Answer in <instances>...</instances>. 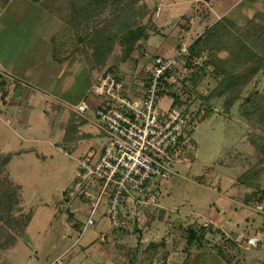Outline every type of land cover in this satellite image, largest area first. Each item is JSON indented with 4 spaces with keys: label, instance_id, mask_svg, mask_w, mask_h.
<instances>
[{
    "label": "rangeland",
    "instance_id": "374dc122",
    "mask_svg": "<svg viewBox=\"0 0 264 264\" xmlns=\"http://www.w3.org/2000/svg\"><path fill=\"white\" fill-rule=\"evenodd\" d=\"M194 5L176 7L184 14ZM200 10L191 17L193 24L190 18L182 24L192 30L181 43L190 45L208 23L223 17L227 21L217 23L204 44L195 65L203 71L198 70L195 85L189 80L194 68H186L182 57L178 60L176 74L187 86L179 84L174 92L181 102H189L191 114L199 111L201 116L190 135L194 142L185 144L184 161L176 164L175 173L157 182V206L144 209L132 201L121 205V218L132 231L127 237L113 231L103 201L94 225L83 233L73 227L77 221L86 224L90 208L81 195L67 196L76 159L98 148L103 133L92 112L83 118L65 104L74 106L110 66L118 67L127 80L138 75L140 67L122 62L121 48L115 45L106 65L92 70L91 86L85 55L76 60L75 78L68 83L46 46L57 34V43L64 40L72 55L76 40L70 25L35 5L24 23L2 30L0 62L9 64L16 56L13 70L31 76L29 81L10 77L18 87L4 106L0 103V155L11 157L3 175L20 187L18 210L31 220L22 237L16 231H0V264H226L217 254L220 246L232 264H264V164L257 163L264 160L259 152L264 146V0H245L219 19L206 18V3ZM179 20L171 22L177 38L187 27H180ZM0 21L7 23V17ZM147 67L139 76H145ZM220 82H229V88L221 91ZM170 104L169 97H161L158 108L166 111ZM203 225L211 231L204 233L200 245L187 247L183 230ZM249 238L257 240L255 246L247 244ZM152 244L156 247L148 249Z\"/></svg>",
    "mask_w": 264,
    "mask_h": 264
},
{
    "label": "built area",
    "instance_id": "2783aa9c",
    "mask_svg": "<svg viewBox=\"0 0 264 264\" xmlns=\"http://www.w3.org/2000/svg\"><path fill=\"white\" fill-rule=\"evenodd\" d=\"M161 4L162 0L156 15ZM179 45L170 57L143 53L149 66L146 76L134 77L138 85L130 86L119 73L117 76L108 70L101 71L89 94L71 107L73 113L83 118L92 112L93 122L103 133L98 148L76 159L73 184L67 193L70 198L84 195L90 202L82 232L94 224L95 211L102 201L107 203L113 231L120 233L126 229L128 222L119 213L121 205L132 201L144 209L157 206L153 192L157 182L169 179L176 164L184 161V146L190 142L198 123L171 104L166 111L158 108L159 99L169 91L167 85L177 82L176 74L166 73L178 69V60L189 47L185 43ZM256 241L249 238L247 244L255 246Z\"/></svg>",
    "mask_w": 264,
    "mask_h": 264
},
{
    "label": "trees",
    "instance_id": "16d2710c",
    "mask_svg": "<svg viewBox=\"0 0 264 264\" xmlns=\"http://www.w3.org/2000/svg\"><path fill=\"white\" fill-rule=\"evenodd\" d=\"M28 1L44 7L50 13L54 14L60 21L70 25L71 30L74 31V39L76 40V42H74L76 47L73 50H76V52L80 53L82 56L85 55L86 60H88L85 61L89 65L88 69L90 70L103 68L106 65L109 54L115 45H118L121 48L122 52L120 55V59L122 62L127 61L136 63L137 61L135 57L139 55V53L142 54L141 51L145 49V44L150 36V33L152 32L149 24H144V20L148 17H151L152 11L148 4L145 2L141 3V0ZM197 1L200 6H203V4L205 3L213 6L219 0ZM204 15H206V18L209 19L210 12L205 11ZM225 21H227V19L223 17L216 23H208L203 33L191 42L188 47L187 53L182 56V59L185 60L184 66L186 68H194V71H192L191 77L189 79L193 82L194 85L196 84L195 81L198 77V70L203 71L200 66H195L197 65L196 60L199 58L204 44L208 42L209 37L213 36V27L217 23H223ZM216 27L217 25L214 28ZM177 50H179V48ZM105 70H108L118 76V67L110 66ZM176 72L177 71H169L168 73H166V76L176 74ZM146 75L147 73L145 72V76ZM135 79L136 78H134L133 81H135ZM176 80L177 82L174 85H167L169 91L165 96L171 99L172 107L180 108V110L182 111V115H189V119L191 121H196L198 123L201 120L200 112L198 111V113L191 114L188 111L189 102H181L180 94L174 92L179 84L181 87L185 88L187 86V80H181L179 79V76H176ZM223 83L224 82L219 83L221 91H223V89L226 90L230 86L229 82H227L226 84ZM128 84H130L131 86L133 84L132 80H128ZM16 87L18 86L12 85L10 77L0 74V103L2 105L6 103V100L10 96L11 91L17 89ZM160 95H164V93L160 92ZM209 98L210 97H208V99ZM71 142L72 141H70V143ZM190 142L194 141L190 140ZM259 152H261L264 157V146H260ZM10 158V156L0 155V222L3 223V225H0V231H16V236L22 237L25 228H27L31 220V215H23L18 210L20 205V187L9 181L3 175L4 167L9 163ZM257 163L261 164L260 166H262L264 164V160L260 159ZM81 197L84 199V202H88L84 195H81ZM81 225L82 224L78 221L75 222L74 225L76 229L79 230V233H83L82 231L84 226ZM211 228L212 227L209 225L192 227L189 226L185 228L183 230V233L185 235L184 239L186 240V246L189 247L192 246V244L200 245L204 233H206L207 231L210 232ZM131 233L132 231L129 232V230L126 228L122 229L119 234H124V236L127 237ZM137 238L139 240L140 236ZM228 243L234 246V243H232V241H228ZM155 247L156 245L152 244L148 246V249ZM225 250V248L220 246L217 250V254L220 259L226 264H232V261L229 259V255ZM133 251L137 253V248Z\"/></svg>",
    "mask_w": 264,
    "mask_h": 264
},
{
    "label": "crops",
    "instance_id": "0c3cea01",
    "mask_svg": "<svg viewBox=\"0 0 264 264\" xmlns=\"http://www.w3.org/2000/svg\"><path fill=\"white\" fill-rule=\"evenodd\" d=\"M244 1L245 0H219L213 6L206 3L208 5V12H210L209 17L212 16L213 18V16L215 15L217 19H219L220 17L226 15L228 12H230V10H232L234 7L238 6L239 4L243 3ZM159 2L160 0H145V3H147L148 6L152 8V10H154L155 8L157 9V7L159 6ZM183 3H191L195 5L192 7V9H188L184 12V14H182L181 13L182 11L176 6H179L180 4H183ZM162 4L165 7L161 6V12L158 15H156V9H155L154 11H152L151 17H148L145 19L146 21H148L149 26H151V24L153 25L155 32L154 31H153L154 33L151 32L145 44V49L141 51L142 54H140L139 59H137L138 58L137 56L135 57V59L138 60L136 62V65L137 67L138 66L140 67L139 70L137 69L138 70L137 74L138 73L140 74L141 69H144L145 65L149 66V62H148L149 60H146L143 58V53L146 52L150 56L162 55V56H169V57L173 56L176 53L178 49L179 39H180V43L185 42L186 38L188 37V35L191 33V30H192L191 29L192 26H190L189 24H186V25H182V24L185 23L186 22L185 19H188V18H190L189 19L190 24H193V22L195 21H194V18H191V17L192 16L194 17L195 11H197L196 15L200 14V11H201L200 8L202 7L200 6L197 0H162ZM35 5L36 4H33L28 0H0V20L7 17V23H3L0 21V35L2 33V30L8 31L9 27L11 26L16 27L18 24L24 23L22 21H24L26 17H28L29 15L28 12H30ZM39 7L42 8L44 12H46V9L44 7H41V6ZM47 12L48 14L53 16L54 20L55 19L59 20L54 14L50 13L49 11ZM33 15H35V13H33ZM180 17L182 18L180 19ZM174 20L175 21L179 20L178 23L180 27L187 26L186 28L183 27L184 31L186 32L184 34H178V38L175 36L177 34L173 33L172 26H171V22ZM177 33H179V31ZM57 36H58L57 34L55 36L51 35L47 39L48 40L47 42L48 46H46V48H48L47 52H49V58L51 59V61L55 63L56 65H58V67H60V71H61L60 73L62 75L65 74V78H66L65 81H68V83H70L69 81H72L75 78L73 76L76 73L73 70V67L77 63L76 60L82 61V55L80 53H77L76 50L75 51L73 50V54L69 55L71 53L69 52L68 54L67 52L68 49H66L65 41L62 40L59 43H57V40L59 39L57 38ZM152 37L156 39L158 37L162 38L163 41L159 43V41L156 42L157 40L155 39V43H153L154 40H152ZM15 60H16V56L14 57V59L11 60L12 62L11 61L9 62V64L0 62V70L3 71L4 73L3 76L6 75L7 77L19 79L20 81H24L23 79L25 78L27 79V81L31 80L30 74L25 75V73L23 72H17L13 70V67H14L13 64H15ZM81 70H83V68ZM85 70L87 72V77L90 79L89 82L91 86V83L93 82V77H92L93 71L92 70L90 71L88 67H85ZM20 73H22L23 76H20L21 75ZM139 74L138 76L133 75V77H131L130 79L132 80L134 85H138L136 83L137 78L135 79V81L133 80H134V77L136 76L141 77L139 76ZM52 76H54L55 78L57 77V74L53 73ZM90 86H89V89H90ZM87 93L85 94V96H83V98L81 97L76 102V104H74V106L79 104L89 94ZM65 106L67 108L74 107L73 105H69V104H65ZM73 227L76 229L75 226ZM102 247L103 246H101L100 248Z\"/></svg>",
    "mask_w": 264,
    "mask_h": 264
}]
</instances>
